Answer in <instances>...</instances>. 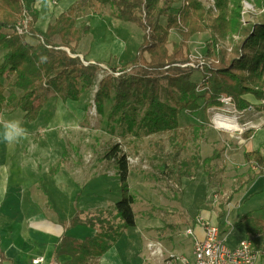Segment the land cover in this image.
Masks as SVG:
<instances>
[{
    "label": "trees",
    "instance_id": "16d2710c",
    "mask_svg": "<svg viewBox=\"0 0 264 264\" xmlns=\"http://www.w3.org/2000/svg\"><path fill=\"white\" fill-rule=\"evenodd\" d=\"M47 1L51 3V0ZM59 1L55 0L51 5L56 6ZM94 1L108 6L110 11L106 14L109 16L134 23L144 31L136 56L126 63L130 64L128 70L123 69L117 79L107 76L99 81L94 94L98 114H103L105 101H111L109 120L114 119L125 126V131L135 138L169 133L175 156L182 149L185 132L189 130L185 127L179 133L178 117L182 111L194 115L201 109L200 101L207 110L221 107L220 97L228 95L237 111L252 107L264 117V0H254V6L261 12L246 23L240 18V0H213V6L209 7L198 0H182L172 12L174 0ZM211 7L216 10L215 17ZM91 12L98 16L105 14L94 8L92 0L76 2L61 11L44 32H38L34 28L38 11L28 6L26 0H0V103L4 99L1 88L5 86L18 91L17 108L23 111L24 118L34 121L42 108L40 103L35 104L37 93L42 89L52 91L62 101L78 100L82 91L93 83L99 62L90 63L84 59L90 64L84 66L79 55L72 57L65 49L75 53V46L89 32L86 21L78 23V19ZM24 15L29 18L27 29L24 33H16L15 26ZM161 18L166 19L165 24L161 23ZM171 31H176L180 41L174 42L170 51L167 44ZM205 31L210 37L205 55L197 59L194 66L181 67L190 60L187 41ZM234 34L240 38L229 39L231 53L228 54L226 48H219L218 38ZM194 71L200 72L196 81L192 78ZM163 80L165 86H162ZM162 89L167 95L165 100L160 97ZM199 89L203 92H197ZM246 94L254 95L260 103H250L243 97ZM139 113L141 117L137 119ZM254 132L255 129L250 128L242 136L250 138ZM176 139L183 140L180 143L175 142ZM220 153V149H214L210 156L201 160L195 152L179 164L173 161L176 182L180 183L183 177H192L200 162L210 164ZM106 158L114 165L120 186V198L114 204L112 218L105 216L111 214L108 210L97 209L83 220L80 217L82 211L76 208L69 219V227L83 224L95 229V233L81 240L62 236L54 249L55 260L62 255L69 256L62 264H94L128 227L136 224L132 207L134 196L128 184L127 155L116 143L107 151ZM243 159L249 165H255L258 174L264 173V153L260 150L244 151ZM60 162L50 168L51 175L58 172ZM245 174V177L240 175L235 179L236 193L257 173L249 166ZM223 214L221 211L219 218ZM59 223L64 224L61 220ZM236 225L249 235L264 234V220L253 218L250 213L243 215ZM7 261L0 248V264H8Z\"/></svg>",
    "mask_w": 264,
    "mask_h": 264
},
{
    "label": "rangeland",
    "instance_id": "374dc122",
    "mask_svg": "<svg viewBox=\"0 0 264 264\" xmlns=\"http://www.w3.org/2000/svg\"><path fill=\"white\" fill-rule=\"evenodd\" d=\"M198 1H201L206 7L213 6V0ZM92 2L96 10L105 14L110 11L108 6H102L94 0ZM180 2L182 0H174L171 12L178 8ZM40 3H36V7L41 10L39 23L40 21L43 22L44 17L42 16L46 14V5L41 8ZM240 4V18L244 23L251 21L261 12L260 9L254 6V0H240ZM231 5H233V2ZM211 8L214 13L212 16L215 17L216 10L214 7ZM112 19L114 20H99L97 16H93L91 19L86 20L91 35L90 38L95 40L94 53L98 57L97 62L115 64L116 66L109 67L103 63H96L98 64L96 65L98 67L96 77L93 83L82 91L79 99L76 101H62L69 108L77 107L74 114L78 116V120H73L75 122L73 125H52L51 120L56 117V105L61 102V98L52 91L42 89L41 93H37L38 97L35 104L40 103L43 107L41 113L39 112V117L34 121H30L24 118L23 111L17 108L19 92L4 88L5 86L1 88L4 99L0 103V113L4 114L5 118L20 120L23 126L28 129L30 135L27 139L14 145H6L0 142V158L10 167L13 166L18 169L17 166L21 163L23 154H26L31 157V163L39 164L41 171L47 170L56 162L61 161V166L64 165L69 173L68 178L64 176L62 183L65 186L67 184L73 186L72 193L80 196L85 207L98 203L96 205H100L99 208L108 210L111 213L110 215L105 214V216L112 218L114 204L120 198V186L118 179L114 178L117 171L112 162L106 158V153L111 146L116 143L119 144L122 151L127 155L129 162L128 184L134 196L132 207L136 223V226L128 227L125 233L121 235L122 240L131 236L138 242V239L144 238L134 247V250L139 252L138 256H134L129 248L130 242L125 241V244L120 242L116 246L120 254L119 264H153V259L150 256L152 253L147 247L151 240L147 241L146 239H150V237L154 239L156 235L159 237L160 242H163L165 248L169 249L173 243L172 250L191 259L194 235L185 234V229L187 227L192 228V222L200 217L199 211L205 208L211 209L212 212V215L207 219L208 223L211 221L216 222V219L217 221L220 220L218 226L225 234L224 237L228 244H233L242 237L247 238L252 241L253 247L263 254L264 234L259 236L249 235L241 226L236 224L246 213H250L253 218L264 220V173L258 174L256 169L257 174H255L254 179L246 184L240 192H235L237 187V184H235L236 177L240 175L245 177L248 168L242 159L241 152L253 149L252 142L254 138H243L242 135L250 128L258 129L264 125L262 113L252 107L244 111H237L235 104L234 106H221L219 108L212 107L214 112L237 118L240 129L233 133H227L217 130L213 126L211 108L204 110L203 101H200L201 109L194 115L182 111L178 117L179 133L185 127H189V130L185 132L186 141L182 143L183 147L177 156L173 153V141L170 139L169 133L135 138L125 131V126L114 119L113 121L108 119L111 101H105L103 114H98L94 105V94L99 81L107 76L117 79L123 69L128 70L130 64L123 63L132 60L136 56L143 41L144 31L142 28L131 22ZM161 23L165 24L166 19L161 18ZM176 36V31H171L167 44L170 51L172 50V44L180 41L179 35ZM109 38L110 40L107 43ZM231 38L238 40L240 37L238 34H234L231 37L228 35L224 38H218L219 48H226L228 54L231 53L229 40ZM114 40H116L114 45L116 52L109 55L106 53V47L112 44ZM187 45L190 60H192V63L198 62L197 59L205 55L207 47L210 45L209 32L196 33L189 38ZM76 47L77 45L74 48L75 53L77 52ZM122 49H124L123 52ZM65 51L72 57L77 56L75 53L71 54L68 49H65ZM145 57L147 58L148 55L145 54ZM80 60L84 66L90 65L82 57H80ZM93 62L95 61H90V63ZM199 77L200 72L194 71L192 74L193 81H196ZM162 86H165L164 80ZM197 92L202 93L203 89H199ZM166 96L165 90L162 89L161 99L165 100ZM243 97L246 100L249 99L248 101L252 104L260 103L252 94H246ZM140 117L141 113L138 114L137 119ZM182 140L176 139L175 142L179 141L181 143ZM214 149L221 150L218 158L210 164L200 162L199 168L192 177H183L180 183L179 181L176 182L177 172H175L176 168L172 166L173 161L179 164L194 155L195 152L199 153L202 160L210 156ZM260 151L264 153V145L261 146ZM33 171L31 172L28 169L25 175L26 178L31 179V182L37 177V174ZM10 184L11 189L12 180H10ZM55 191L57 194V191L60 192L57 187L44 188L39 183L30 186L28 193L32 198V202L30 206H26L24 203V207L26 206L31 214H38L35 218L23 220L17 216L16 210L20 206L17 201H13L14 192L10 193L9 190L5 201L7 205L0 209V212H7L9 215L11 210L12 216L7 219L0 218V228L7 226L10 231L14 232L19 222L21 227L29 224L34 225H30L34 230L30 234L31 242L34 243L40 237L37 228L44 226L55 231L53 232L55 236L52 231L47 236L49 239L51 238L50 240H54L56 231L60 229L56 223L59 218L58 213L54 210V205H56L54 203V200H56ZM17 194L18 192L15 193V198ZM214 195L217 197L215 202L212 201ZM58 205L61 209L69 206L68 202L58 203ZM67 209L70 210L69 212H73V205H71V209ZM221 211L224 214L219 218ZM1 213L0 217L2 216ZM217 215L218 218H216ZM63 216H67V214L63 213ZM158 239L155 238L156 241ZM43 248L45 246L42 244H32L30 247L32 255L39 254ZM263 255L260 261L261 264H264ZM140 258L144 259L143 263H141ZM31 259H25L19 264H30Z\"/></svg>",
    "mask_w": 264,
    "mask_h": 264
},
{
    "label": "crops",
    "instance_id": "0c3cea01",
    "mask_svg": "<svg viewBox=\"0 0 264 264\" xmlns=\"http://www.w3.org/2000/svg\"><path fill=\"white\" fill-rule=\"evenodd\" d=\"M79 1L82 3L83 0H61L58 2V4L56 6H52L51 3L47 0H44L42 3H40L39 0H35V1L26 0V4H28V6H31L33 9H36L38 11V19L34 25V28L38 32H44L47 25L49 23H52L54 21V19L56 18V16L61 11L68 9L70 5L75 4L76 2H79ZM36 3H40L41 8L43 5H46V10H45L46 14L44 16H42V17H44V19H43V22L40 21V23H39V19L41 16V14H40L41 10H39L36 7ZM93 16H97V18L99 20H112V21L114 20V19H112L113 17L109 16L108 14H102L101 16H98L97 13L91 12L90 14L85 15L83 17L80 16V18L78 19V23H80L81 21H86L88 19H91ZM90 36L91 35L88 32V34H86L79 41V43L77 44V47H76L77 52L75 54L79 55V57H82L83 59H85L87 61L97 62L98 57L94 53L95 52L94 51L95 40L90 38ZM109 40H110V38L107 39V43L109 42ZM115 41L116 40H114L113 43L110 45L106 44V45H108L106 47V53L107 54L110 55V54H113L114 52H116V48L114 46ZM123 51H124V49H122V52ZM120 53H121V51L119 52V54ZM128 61H130V60H128ZM128 61H126L124 63H127ZM99 63H103V62H99ZM104 64L115 65V64H109V63H104ZM247 96H249V95H247ZM247 96H245V97H247ZM42 107H43V105H42ZM55 109L57 112H56V117L51 120L52 125H56V126H59V125L68 126L69 125L70 126L71 124L73 125V123H75L74 121L78 120V116L76 114H74V112L77 111V107H75V106L69 108V107L65 106V104L61 100V102L56 105ZM41 110H42V108H41ZM41 110H40V113H41ZM57 114H59L58 117H57ZM60 117H62V118L60 119ZM59 120H61V121H59ZM253 138H254V140L252 142V144H253L252 148L253 149L251 151L260 150L261 146L264 145V128H262V126L258 129H255ZM244 151L250 152L249 150H244ZM244 151L241 152L242 159H243V152ZM243 161H244V159H243ZM31 162H32L31 157L27 156L26 154H23V159L21 160V163L17 166V167H19L17 169L16 167L14 168L13 166L10 167L9 165L6 164V162L4 160H2L0 158V209H2L5 205H7L6 204L7 202H5V201L7 200L6 198H7L8 192L10 190V193L12 191L14 192L13 201H17L19 203L18 205L20 206V208H17V210H16L17 216L23 220H27L28 218H35V217H37L38 213L37 214H34V213L31 214V212L26 209L27 208L26 206H30V204L32 202V198L30 197V195L28 193L29 187L32 186L33 184H38V183L40 184V186L41 185L44 186V188L45 187H52V188L57 187L60 190V192L57 191L58 192V194H57L55 191V194H56L55 199L56 200H54V203H56V205H54V210H55V212L58 213L59 218L56 220L57 221L56 223L59 225L60 229H59V231H56L57 232L56 238L54 240H50L51 238L49 239L47 237L48 233L51 231L53 233L55 231L48 229V227H44V226L42 228L39 227V228H37V230L39 231L38 233H40V237H39V239L37 238L36 241H34V243H32L30 234H31V231L34 232V230L32 229V227H30L31 224L28 223L29 225H27V226L24 225L23 227H21L20 222H19V224L17 225V228H15L14 232L10 231L9 230L10 228L6 226L3 228H0V248L4 252L6 257L8 258V261H7L8 264H19L21 261H23L25 259L30 260L31 258H34L37 255L43 256L47 260L56 261V262H58V264H62L69 259V256L62 255L57 260H55V258H54L55 246L57 245V243L59 242V240L61 239L62 236L67 235V236H71V237H74V238L81 240V239H84L85 237L91 236L95 233V229H93L89 226L83 225V224H79V225L74 226V227H69V219L74 216L75 209L78 208L80 211H82V213L80 214V217L83 220H85L86 218H88L89 216L94 214L97 209H101V208H99L101 206L96 205V204H98V203H96L93 206L85 207L83 205V203L81 202L80 196H77L76 193H72L73 192V186L69 185V184H67V186H65L62 183L64 176L66 178L69 177V173L67 172L68 170L66 169V167H64V165H62L59 168L58 172H56L54 175H51L49 173V170L54 165L49 167L47 170L41 171L38 163H35V162L31 163ZM244 163L248 167L251 166V168L256 170V167H254L255 165H253V164L249 165L245 161H244ZM28 169H30L31 172H32V170H34L33 172L37 174V177L35 178V180L33 182H31L30 178H26V176H25ZM247 170H248V168H247ZM21 173H22V178H21ZM255 173H256V171H255ZM114 178H117L116 174L114 175ZM10 180L13 181V185H12L11 189H10V187H11ZM50 191H52V190H50ZM17 192H18V194H17V197L15 198V193H17ZM21 202H22V204H21ZM63 202H68L69 206H66L64 209H61L60 206L58 205V203L61 204ZM24 203L26 204L25 207H24ZM71 205H73V212H69L70 210L67 209V208L71 209ZM49 206L51 207V204ZM210 210L211 209H209V208L201 209L199 211L200 215L199 214L198 215L200 217H202L205 221H207V219L212 215V212ZM11 212L12 211L10 210L9 215L7 214V212H5V213L0 212L2 214V216L0 218L7 219L8 217H11L12 216ZM63 213H66L67 216H63ZM32 215H34V216H32ZM216 218H218V215ZM59 220L63 221L64 224H60ZM212 222L213 221H211L210 223H212ZM219 223H220V220L217 221V219H216V222H213L212 224H219ZM31 226H34V225H31ZM12 228H11V230H12ZM188 228L192 229V234H189V235H194V239L195 238H197V239L203 238V227L197 225L195 223V221L192 222V228L187 227L186 229H188ZM186 229H185V231H186ZM17 230H20V231H17ZM125 231L123 233H125ZM123 233H122V235H123ZM185 234H186V232H185ZM53 235H54V233H53ZM155 238L158 239L159 237L156 235L154 237V239H151V237H150V239L145 238L147 241L151 240V242H158L159 241V243L161 244L162 249H163L162 256L150 254L151 258L153 259V264H160L162 259L164 257H166L169 253L178 254L177 252L172 250L173 249V247H172L173 243L170 245V247L168 249V248L164 247L163 242L161 243L160 239H158L156 241ZM143 239L144 238L138 239V242H137L135 239H133V237L130 236V237H128V239L125 238L122 240V236H121L117 240V242H115L114 245L102 256H107V259L110 261V264H119V255L120 254H119V251L116 248V246H118V244H120V242L123 244L126 243L125 241L130 242L129 248L131 249L134 256H136V255L138 256L139 252H137V250H134V247H136V244H139L140 241H142ZM238 241H236L235 243H233L231 245H235ZM32 244H35V245L36 244H42L45 246V248H43V250H41V252L39 254L32 255V253H31L32 251L30 249ZM191 253H192V251H191ZM263 254H261L260 258L258 259V261H257L258 264H261L260 261H261ZM101 257L96 259L94 264H100V258ZM191 258H192V255H191ZM140 259H141V263H143L144 259H142V258H140ZM148 261H149V259H148Z\"/></svg>",
    "mask_w": 264,
    "mask_h": 264
},
{
    "label": "built area",
    "instance_id": "2783aa9c",
    "mask_svg": "<svg viewBox=\"0 0 264 264\" xmlns=\"http://www.w3.org/2000/svg\"><path fill=\"white\" fill-rule=\"evenodd\" d=\"M44 0H39L43 2ZM54 4L55 0H51ZM29 18L24 17L16 24V33H24L27 29ZM94 63V62H93ZM86 64V63H85ZM181 67L194 66L192 60L190 62L180 65ZM220 101L222 106H234V101L230 96H221ZM219 108V107H217ZM212 123L215 125L213 116L216 113L211 108ZM224 114V113H222ZM219 129V128H218ZM219 130H222L219 129ZM228 132H236L229 130H222ZM196 224L203 227V238H195L192 247V258L189 259L184 255L169 253L164 257L160 264H256L262 252L253 247L252 241L247 238H242L235 245L228 244L226 238L220 234L219 228L216 224H211L205 221L202 217H197ZM186 234H192V229H186ZM148 249L153 255L162 256V246L159 242H149ZM31 264H58L56 261L46 260L44 257H34L30 261Z\"/></svg>",
    "mask_w": 264,
    "mask_h": 264
},
{
    "label": "clouds",
    "instance_id": "9594fccd",
    "mask_svg": "<svg viewBox=\"0 0 264 264\" xmlns=\"http://www.w3.org/2000/svg\"><path fill=\"white\" fill-rule=\"evenodd\" d=\"M29 135L28 129L23 126L20 120L5 118L4 114L0 113V142L14 145L27 139ZM100 264H110L107 256L100 258Z\"/></svg>",
    "mask_w": 264,
    "mask_h": 264
},
{
    "label": "bare ground",
    "instance_id": "6f19581e",
    "mask_svg": "<svg viewBox=\"0 0 264 264\" xmlns=\"http://www.w3.org/2000/svg\"><path fill=\"white\" fill-rule=\"evenodd\" d=\"M214 109V108H212ZM236 110V109H235ZM59 116V114H57V117ZM62 117H60L61 119ZM213 119L215 121V125L213 124V126L219 130L222 128V130H229V131H236V130H239L240 129V124L237 120V118L235 116H231V115H226V114H222V113H216L214 116H213ZM61 121V120H59ZM219 128V129H218ZM221 130V131H222ZM224 132H227V133H231V132H228V131H224ZM213 202L217 201V197L216 195H214L213 199H212ZM218 226V224H216ZM219 228V226H218ZM219 231H220V234L221 235H225L223 234V232L220 230L219 228ZM222 232V233H221ZM185 256V255H184ZM38 257V256H36ZM43 257V256H41Z\"/></svg>",
    "mask_w": 264,
    "mask_h": 264
}]
</instances>
